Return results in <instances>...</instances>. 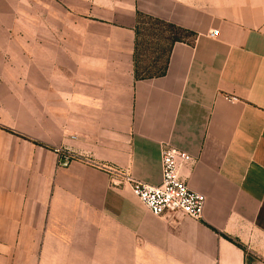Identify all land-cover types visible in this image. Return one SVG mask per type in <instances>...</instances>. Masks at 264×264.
Instances as JSON below:
<instances>
[{
	"label": "crops",
	"instance_id": "obj_1",
	"mask_svg": "<svg viewBox=\"0 0 264 264\" xmlns=\"http://www.w3.org/2000/svg\"><path fill=\"white\" fill-rule=\"evenodd\" d=\"M30 12L27 67L0 71V264H264V0ZM139 15L194 34L163 77L135 78ZM166 146L196 160L202 220L153 216L125 180L160 185Z\"/></svg>",
	"mask_w": 264,
	"mask_h": 264
},
{
	"label": "built area",
	"instance_id": "obj_2",
	"mask_svg": "<svg viewBox=\"0 0 264 264\" xmlns=\"http://www.w3.org/2000/svg\"><path fill=\"white\" fill-rule=\"evenodd\" d=\"M217 31L210 37L218 36ZM58 163L66 167L73 157L66 148H54ZM194 157L174 147L166 146L161 152L162 180L160 185L153 186L131 177L125 180L131 185L134 196L156 217L178 216L194 220H202L207 198L202 193L192 190L181 169L194 165Z\"/></svg>",
	"mask_w": 264,
	"mask_h": 264
},
{
	"label": "rangeland",
	"instance_id": "obj_3",
	"mask_svg": "<svg viewBox=\"0 0 264 264\" xmlns=\"http://www.w3.org/2000/svg\"><path fill=\"white\" fill-rule=\"evenodd\" d=\"M36 1L37 6H43L44 0H0L1 72L19 71L27 67L29 15ZM143 22L146 24L141 27V59L145 63L157 57L165 60L173 34L147 20ZM178 37L186 38L185 35ZM18 65L22 68H17Z\"/></svg>",
	"mask_w": 264,
	"mask_h": 264
},
{
	"label": "trees",
	"instance_id": "obj_4",
	"mask_svg": "<svg viewBox=\"0 0 264 264\" xmlns=\"http://www.w3.org/2000/svg\"><path fill=\"white\" fill-rule=\"evenodd\" d=\"M147 20L148 22H152L154 26H158L164 29H167L171 34H173V37L171 38V44L170 49L168 50L165 60H162V58L157 57L154 61L150 63H145L141 59V27L142 25L146 24L143 21ZM185 35L186 38H181L178 36ZM194 37V34L191 32L184 31L182 29H179L175 26L166 24L164 22L139 15L138 16V27H137V40H136V46H135V53H134V68H135V78L136 80H147V79H154V78H160L166 75L167 69H168V63H169V57L171 53L172 46L176 42H183L186 40H191ZM238 247L242 248L239 244H236Z\"/></svg>",
	"mask_w": 264,
	"mask_h": 264
}]
</instances>
